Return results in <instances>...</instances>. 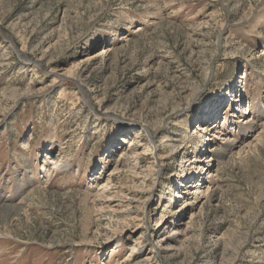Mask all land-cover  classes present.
<instances>
[{
  "label": "rangeland",
  "instance_id": "1",
  "mask_svg": "<svg viewBox=\"0 0 264 264\" xmlns=\"http://www.w3.org/2000/svg\"><path fill=\"white\" fill-rule=\"evenodd\" d=\"M0 264H264V0H0Z\"/></svg>",
  "mask_w": 264,
  "mask_h": 264
},
{
  "label": "bare ground",
  "instance_id": "2",
  "mask_svg": "<svg viewBox=\"0 0 264 264\" xmlns=\"http://www.w3.org/2000/svg\"><path fill=\"white\" fill-rule=\"evenodd\" d=\"M239 107H242V106H238V105H236V109H235V110H237ZM252 108H253V107H252ZM234 112L237 113V115H233V116L238 117V112H236V111H234ZM202 127H203V128H202ZM202 127H201V129H205V128H206L205 126H202ZM215 128H216V127H215ZM212 130H213V129H212ZM215 133H216V132L213 131V135H214V136H215ZM229 145H230V144H229ZM158 153H159V152H158ZM211 157H213V156H211V154H209V156H205V158H208L207 160H205V162L211 160ZM46 158H47V159H51L52 156L49 157V156L47 155ZM192 163H194V161H192L190 164H192ZM55 164H56V163H55ZM47 166H48V165H47ZM203 168H204V167H202L201 169L203 170ZM207 170H208V168L205 169V172H206V174H205V178H206V179H205L203 182L199 183V186L196 185V186H195L196 189H193V190L190 191L191 194H196V192H198L199 189L203 187V186H202L203 184L206 183L207 185H205L204 187L207 188L208 184L211 183L212 179H211V177H210V175H209V172H210V171H209V170L207 171ZM48 171H49V170H48ZM198 187H199V188H198ZM194 198H195V197H194Z\"/></svg>",
  "mask_w": 264,
  "mask_h": 264
}]
</instances>
